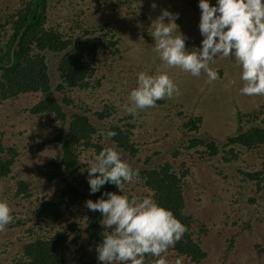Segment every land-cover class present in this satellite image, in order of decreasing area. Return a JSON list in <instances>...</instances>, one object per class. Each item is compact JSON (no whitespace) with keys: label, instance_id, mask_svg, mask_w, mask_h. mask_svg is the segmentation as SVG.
Listing matches in <instances>:
<instances>
[{"label":"trees","instance_id":"16d2710c","mask_svg":"<svg viewBox=\"0 0 264 264\" xmlns=\"http://www.w3.org/2000/svg\"><path fill=\"white\" fill-rule=\"evenodd\" d=\"M84 1L18 0L14 9H0V106L22 94L35 93L38 100L28 112L52 116L59 124L51 137L37 141L39 151L52 145L58 148L37 171V177L50 188L53 182L61 185L50 191L32 186L27 179L17 180L15 197L29 200L34 208L32 215L25 219L15 213L10 223L11 228L31 222L32 225L25 230L28 239L23 243L22 255L13 257L9 264H102L95 251L104 231L100 223L102 216L100 212L89 211L85 201H95L105 191L119 194V190L106 183L100 191L90 193L87 164L100 150L112 146L120 151L122 159L139 169L138 179L125 185L124 191L141 197L150 193L155 201L170 209L187 228L171 251L192 264H200L207 256L202 237L209 229L186 211L184 178L189 169L174 164L181 152L167 155L154 149L152 154H146L145 143L134 138L137 116L128 113L118 117V108L112 103L93 109L87 103L75 104L73 97L75 91L98 90L113 75L114 66L122 58L119 31L109 23H98L100 18L90 20V14H95L93 2L98 6L124 4L134 10L144 0H87V9L82 5ZM63 2L71 6L77 2L78 7L70 14L69 23L65 21L66 25L63 21L51 23V13L65 7ZM185 2L200 13L198 0ZM177 20L181 22L180 17ZM23 28L14 49V61L8 66L12 47ZM198 43V40L191 42ZM164 102L162 99L156 103ZM179 115L186 118L180 128L182 137L178 139L184 152L201 149L198 153L203 158L232 164L239 160L242 150L264 147V101L257 109L238 113L237 128L225 141L195 135L201 127L202 116H185L181 112ZM107 130L116 135L111 138L101 135ZM16 155V149L4 145L0 136V176L11 175ZM214 166L218 168L215 163ZM238 171L242 180L256 182L258 186L264 181V169L238 168ZM258 189L262 191V187ZM78 208L84 212L75 219ZM150 257L145 255L144 264H153Z\"/></svg>","mask_w":264,"mask_h":264},{"label":"rangeland","instance_id":"374dc122","mask_svg":"<svg viewBox=\"0 0 264 264\" xmlns=\"http://www.w3.org/2000/svg\"><path fill=\"white\" fill-rule=\"evenodd\" d=\"M86 2L82 3L85 9ZM17 3L18 0H0V9L12 10ZM63 4L65 7H58L54 14L51 13V23H69L70 14L78 7L77 2L73 6L69 2ZM91 6L92 11L95 10V14L89 16L91 21L100 18L98 23H109L119 31L122 58L114 66L113 75L108 76L98 90L75 91V104L87 103L93 109H100L104 103H112L118 108L117 116L124 117L128 114V96L136 87L137 74L140 71L168 72L177 84L179 94L171 99L165 98L164 104L156 103L154 107L136 115L135 140L145 143L146 154H152L154 149L162 150L167 155L181 152L174 164H182L189 169V174L184 178L186 211L209 229L207 235L202 237V247L207 256L200 264H264V181L258 186L256 182L242 180L238 171V168L252 171L264 169V147L253 151L242 150L239 160L231 164L203 158L198 153L201 149L198 152L196 149L184 152L181 150L183 144L178 142L182 137L180 128L186 120L182 119L180 112L185 116H202L201 127L195 135L225 141L237 128L238 113L257 109L263 103L264 96L240 93V88L244 86L240 79L241 69L230 60L231 57H219L209 65L218 73V79L212 82L203 72L199 77H193L179 67L166 66L159 59L153 50L154 41L148 29L163 9L179 13L181 22L177 20L176 23L179 31L187 37L186 47L189 50L200 45V13H196L185 0H144L134 10L124 4L98 6L93 2ZM192 40L199 43L191 44ZM36 96L35 93L22 94L0 106L3 144L13 146L17 151L11 175L0 176V200L7 201L13 218L16 213L17 217L25 219L32 215L34 208L29 200L15 197L18 179H27L32 186L50 191L61 185L60 182H53L50 188L49 184L42 183L37 177L41 166L58 152L54 145L39 151L37 141L51 137L59 124L53 121L52 116L31 115L28 112L32 103L38 100ZM186 152L191 155L187 156ZM258 187H262V191ZM83 212L78 208L75 219ZM63 223H58L57 228ZM31 225L32 222L11 228L9 224L0 232V264H9L13 257L22 255L23 243L28 239L25 230ZM176 258L170 247L167 252L169 264ZM155 259L150 257L153 264ZM183 264L192 263L183 258Z\"/></svg>","mask_w":264,"mask_h":264},{"label":"clouds","instance_id":"9594fccd","mask_svg":"<svg viewBox=\"0 0 264 264\" xmlns=\"http://www.w3.org/2000/svg\"><path fill=\"white\" fill-rule=\"evenodd\" d=\"M198 8L202 40L199 47L193 46L191 50L176 23L179 13L163 9L152 21L148 34L159 59L193 77L203 72L212 82L218 79V73L209 65L219 57H231L241 69L244 86L240 93L264 96V0H215V3L198 0ZM177 94V84L168 72L140 71L136 87L129 93L126 111L135 117L139 111L154 107L157 101ZM101 135L111 138L116 133L107 130ZM87 166L90 193L100 191L106 183L119 190V194L105 191L95 201H85L89 211L100 212L102 216L104 231L95 248L97 260L102 264H144L148 254L156 258L155 264H169L168 249L182 238L187 228L150 193L141 197L124 191L125 185L138 179L139 169L122 159L115 146L100 150ZM12 221L9 204L0 200V232ZM171 264H183V257L177 256Z\"/></svg>","mask_w":264,"mask_h":264},{"label":"water","instance_id":"95a60500","mask_svg":"<svg viewBox=\"0 0 264 264\" xmlns=\"http://www.w3.org/2000/svg\"><path fill=\"white\" fill-rule=\"evenodd\" d=\"M23 30H24V28L22 29V31H20V34L17 36V39H16V41H15V44H14V46L12 47V50H11V62L9 63L8 66H10V65L13 63V61H14V49H15V46H16V44L18 43V41H19V39H20V36H21Z\"/></svg>","mask_w":264,"mask_h":264}]
</instances>
